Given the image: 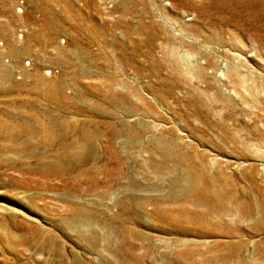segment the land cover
Returning <instances> with one entry per match:
<instances>
[{"label": "rangeland", "instance_id": "rangeland-1", "mask_svg": "<svg viewBox=\"0 0 264 264\" xmlns=\"http://www.w3.org/2000/svg\"><path fill=\"white\" fill-rule=\"evenodd\" d=\"M0 264H264V0H0Z\"/></svg>", "mask_w": 264, "mask_h": 264}, {"label": "bare ground", "instance_id": "bare-ground-1", "mask_svg": "<svg viewBox=\"0 0 264 264\" xmlns=\"http://www.w3.org/2000/svg\"><path fill=\"white\" fill-rule=\"evenodd\" d=\"M190 184H191V182L188 181V185H190ZM204 187H211V186H210V184H208V185H206V186H204Z\"/></svg>", "mask_w": 264, "mask_h": 264}]
</instances>
